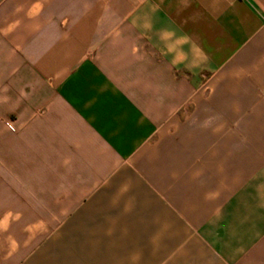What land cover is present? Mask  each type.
<instances>
[{"label": "crops", "instance_id": "crops-1", "mask_svg": "<svg viewBox=\"0 0 264 264\" xmlns=\"http://www.w3.org/2000/svg\"><path fill=\"white\" fill-rule=\"evenodd\" d=\"M0 264H264V0H0Z\"/></svg>", "mask_w": 264, "mask_h": 264}]
</instances>
